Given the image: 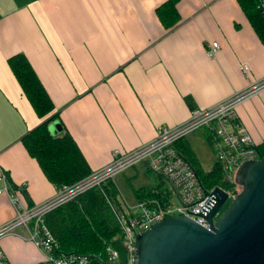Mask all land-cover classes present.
I'll return each mask as SVG.
<instances>
[{"label": "crops", "instance_id": "obj_1", "mask_svg": "<svg viewBox=\"0 0 264 264\" xmlns=\"http://www.w3.org/2000/svg\"><path fill=\"white\" fill-rule=\"evenodd\" d=\"M164 2L0 0V176L18 188L13 196L21 204L43 202L57 187L21 143L50 114L57 112L47 125L55 128L52 135L69 134L92 171L108 162L112 149L149 141L157 126L183 122L191 106H208L264 77V40L250 18V5L174 0L172 11L166 4L162 20L158 12ZM210 41L219 45L212 57L204 53ZM18 54L53 104L42 117L9 67L8 59ZM241 65L247 66L246 75ZM236 113L259 143L264 87ZM14 213L1 194L0 225ZM0 249L9 264L40 260L39 251L19 233L2 237Z\"/></svg>", "mask_w": 264, "mask_h": 264}, {"label": "built area", "instance_id": "obj_2", "mask_svg": "<svg viewBox=\"0 0 264 264\" xmlns=\"http://www.w3.org/2000/svg\"><path fill=\"white\" fill-rule=\"evenodd\" d=\"M254 1L264 21V0ZM218 48L216 41H210L205 44L204 53L212 57ZM247 71V66H240L241 74L246 75ZM263 87L264 77L248 82L240 90L213 104L205 107L193 106L183 122L174 126H157L152 139L132 149H112L106 164L71 184L58 185L55 193L43 202L29 206L21 204L13 196L18 188L9 186L3 176H0V195L7 196L15 212L11 220L0 225V239L14 235L13 228L19 226L25 232L24 239L30 241L39 251L41 262L97 264L91 256L57 252L59 249L57 242L46 227L44 218L48 212L71 201L79 193L94 188L107 179H112L114 175L139 162L143 164L145 162L146 169L162 176L173 192L164 197L143 198L135 201L133 205L124 204L122 209H116L115 218L121 232L123 250L122 264H135V235L165 216H185L208 228L204 212L211 200L212 190L203 188L193 168L178 152L176 143L192 130L201 129L207 137L206 142L214 156V163L227 181H234L240 164L259 158L256 144L238 119L236 108ZM171 196L176 199L175 206L170 203ZM104 252L103 259L97 257L102 263L121 264L119 252L112 246H105ZM0 264H9L1 249Z\"/></svg>", "mask_w": 264, "mask_h": 264}, {"label": "trees", "instance_id": "obj_3", "mask_svg": "<svg viewBox=\"0 0 264 264\" xmlns=\"http://www.w3.org/2000/svg\"><path fill=\"white\" fill-rule=\"evenodd\" d=\"M242 2L248 7L251 6L253 12L250 18L259 38L264 40V21L256 8L255 1L242 0ZM173 3L174 0H165L159 6L158 13L162 20H164L162 16L166 11V4L168 10L172 11ZM160 7H165L162 14ZM8 64L35 114L42 117L49 113L53 109V104L25 57L20 54L12 56L8 59ZM56 114L57 112L50 114L47 119L27 131L21 137V143L28 154L35 159L45 177L58 186L71 184L86 176L91 170L69 134L54 136L49 132L48 122L54 119ZM203 135L206 141L204 132ZM177 147L183 159L193 168L205 190L218 187L231 196L233 189L239 186L235 180L227 181L216 163L205 170L198 163L185 138L177 142ZM255 147L258 156L264 159V137ZM132 193L136 201H139L153 196H168L170 191L162 188L159 182L133 188ZM123 206L117 198V189L112 179H107L48 212L44 218L45 225L57 242L59 248L57 252L99 256L103 259L104 248L109 245L116 249L119 255L122 254L121 232L116 223L115 211L118 208L122 209ZM92 260L97 262L96 259Z\"/></svg>", "mask_w": 264, "mask_h": 264}, {"label": "water", "instance_id": "obj_4", "mask_svg": "<svg viewBox=\"0 0 264 264\" xmlns=\"http://www.w3.org/2000/svg\"><path fill=\"white\" fill-rule=\"evenodd\" d=\"M48 130L56 133L53 125ZM234 180L240 190L216 220L229 195L212 189L204 212L208 228L185 216L168 215L137 233L135 264H264V159L244 161Z\"/></svg>", "mask_w": 264, "mask_h": 264}, {"label": "rangeland", "instance_id": "obj_5", "mask_svg": "<svg viewBox=\"0 0 264 264\" xmlns=\"http://www.w3.org/2000/svg\"><path fill=\"white\" fill-rule=\"evenodd\" d=\"M185 138L188 141V144L196 157L198 163L205 169H209L214 163V156L208 146V143L204 139L203 131L201 129H194L190 133L185 135ZM121 149V148H120ZM110 155V154H109ZM130 169V170H128ZM125 169L123 172L118 173L113 176L112 181L117 189V198L120 201L121 205H133L136 201L132 189L138 188L142 186L154 185L156 183L161 182V187L173 192L171 186L167 183V181L162 178V176L156 174L155 172L146 169L143 167V163H136L134 166ZM234 192L239 190V186L235 187ZM228 196L226 202L221 206L218 213L214 216V220L217 219L218 215L227 204L230 202L234 194ZM237 194V193H235ZM170 203L175 206L176 199L174 196L170 197ZM15 233H19L21 235H25L24 230L17 226L12 230ZM30 242V241H29ZM122 254H120V262L123 263Z\"/></svg>", "mask_w": 264, "mask_h": 264}]
</instances>
